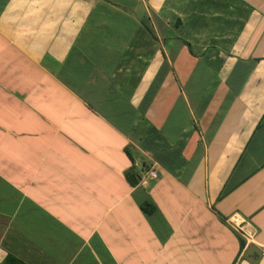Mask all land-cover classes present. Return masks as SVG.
Here are the masks:
<instances>
[{"label":"crops","instance_id":"1","mask_svg":"<svg viewBox=\"0 0 264 264\" xmlns=\"http://www.w3.org/2000/svg\"><path fill=\"white\" fill-rule=\"evenodd\" d=\"M9 254L264 264V0H0Z\"/></svg>","mask_w":264,"mask_h":264},{"label":"built area","instance_id":"2","mask_svg":"<svg viewBox=\"0 0 264 264\" xmlns=\"http://www.w3.org/2000/svg\"><path fill=\"white\" fill-rule=\"evenodd\" d=\"M157 177V173L155 171H151L143 177L142 182L144 185H148L151 179H157ZM228 221L232 227H234L238 230V232H240L241 235H243L247 239L251 238L252 235L245 229L239 217H231Z\"/></svg>","mask_w":264,"mask_h":264},{"label":"trees","instance_id":"3","mask_svg":"<svg viewBox=\"0 0 264 264\" xmlns=\"http://www.w3.org/2000/svg\"><path fill=\"white\" fill-rule=\"evenodd\" d=\"M130 177L131 179H136L137 177V174L134 173V171H131L130 173ZM134 182V181H133ZM3 264H28L26 263L25 261H23L22 259L16 257L15 255L13 254H9L7 256V258L4 260Z\"/></svg>","mask_w":264,"mask_h":264}]
</instances>
